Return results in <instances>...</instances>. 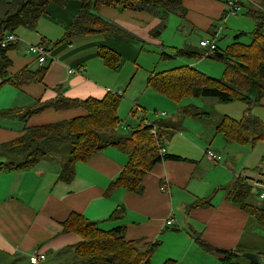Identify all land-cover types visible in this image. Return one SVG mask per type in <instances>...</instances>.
Instances as JSON below:
<instances>
[{
	"label": "crops",
	"instance_id": "crops-1",
	"mask_svg": "<svg viewBox=\"0 0 264 264\" xmlns=\"http://www.w3.org/2000/svg\"><path fill=\"white\" fill-rule=\"evenodd\" d=\"M260 1H241L234 13H245L246 6H258ZM228 2L183 0L187 26L191 31L197 29L213 37L221 29L219 22L225 9L224 22L229 15H235L229 12ZM80 7L81 3L77 0H71L64 6L50 4L36 27H19L15 31L18 41L8 53L12 61L8 77L24 66L34 71L48 65L41 82L16 86L0 78V264H29V255L34 251L45 254L41 264H65L64 259L67 264H83L74 262V253L69 250L82 241L79 235L65 230L64 221L71 213L97 222L103 230L123 226L126 239L138 244L156 243L150 264H163L167 260L174 261L173 264H225L223 254L205 251L195 238L199 236L221 250L233 251L239 246L247 249L248 245L242 243L245 233H255L260 228L227 198L238 180L236 173L232 172L233 167L221 166L208 159L206 151L209 149L203 154L199 146V152L196 151L193 140L187 137V126L182 122L189 115L187 109L205 112L207 116L189 115L209 121V129L197 131L195 137H202L206 143L220 137L219 145L226 149L233 142H227L217 134L216 127L227 115L220 114L215 120L202 107L188 104L181 107L176 117L153 120L166 127L165 131L161 130L163 145L168 143L166 154L180 158L155 164L143 177L139 193L124 188L109 190L129 162L128 156L115 146L105 147L84 160L73 161V178L69 182L60 179L70 154V149L63 145H58L52 154L40 157L31 165L19 166L31 159L28 156L32 150L30 143L18 142L28 128L74 118L83 113L79 107L60 110L43 107L25 117L29 110L60 96L75 100L90 97L100 100L108 93H117L139 105L140 96L128 95L137 84L133 85V79L124 83L125 74L121 72L128 61L135 62L136 52L143 49L145 39L149 38L146 28L150 23L157 24L158 17L103 7L100 13L118 23L124 33L113 36L93 33L62 42ZM155 36H158L156 32ZM236 36L235 39H239ZM204 39L207 38L202 37L200 41ZM40 43L47 45L51 52V58L43 64H39L27 51L28 44ZM155 45L163 46L160 42ZM101 47L113 50L121 57V69L117 70L119 76L116 79L98 55ZM162 56L163 59H170L175 54L162 53ZM72 69L74 71L70 72ZM114 79L115 86L112 87ZM124 87L126 89H122ZM140 107L142 114L135 116L138 121L146 120L144 108ZM163 115L161 113L160 116ZM215 166H220L221 177L210 174L215 171L212 169ZM241 178L252 184L259 182L251 176L241 175ZM165 188H169V192ZM200 200H210V204L198 205ZM121 204L125 210L113 218ZM167 219H172V224H165Z\"/></svg>",
	"mask_w": 264,
	"mask_h": 264
},
{
	"label": "trees",
	"instance_id": "trees-1",
	"mask_svg": "<svg viewBox=\"0 0 264 264\" xmlns=\"http://www.w3.org/2000/svg\"><path fill=\"white\" fill-rule=\"evenodd\" d=\"M69 1L71 0H0V10H2L0 22L7 18L2 23V28L5 31L0 37L5 34L16 36L15 31L19 27L33 29L50 4L64 6ZM77 1L81 3V7L62 42H69L74 37L93 33L107 36L124 33V29L118 23L100 13V9L103 7L119 11L144 12L159 17L161 21H165L169 14L176 15L181 19L185 18L183 0ZM258 6L260 8L253 5L246 6L245 13L254 22L255 27L254 31L249 34L250 42L241 50H234L236 45H240L237 42L226 51L221 50L217 44L216 50L210 54H206L202 47H200L201 52L177 50L180 54H188L192 57L205 55L221 61L225 66L222 79L211 78L194 67L182 66L157 74L152 73L147 80V87L155 89L174 101L192 96L214 98L224 103L233 101L243 103L246 110L241 119L235 120L225 116L216 127V133L227 142L254 145L264 140L263 122L250 113V110L264 99V3ZM224 13L221 16L222 20L225 19ZM240 35L244 34L241 33L236 38H239ZM17 41L6 48H0V78L16 86H22L28 82H41L48 65H42L34 71L28 66H24L16 74L8 77V69L12 64L8 53L15 48ZM31 45L33 44L27 45V51ZM40 45H43L48 52L46 60L50 59L51 52L47 45L42 43ZM28 53L31 54L29 51ZM98 55L110 70L116 71L119 68L121 57L118 53L101 47L98 50ZM36 61L39 64L46 62L40 63L38 58ZM73 71V69L70 70V72ZM121 98L117 93H108L100 100L91 97L85 100H75L60 96L54 101L51 100L38 108L29 110L25 117L43 107H54L57 110L79 107L83 113L74 118L28 128L27 133L18 142L28 141L26 143H30L32 150L28 156L31 159L19 166L31 165L40 157L52 154L58 145L68 143L70 146L69 161L63 167L60 179L69 182L73 178L71 169L73 161L84 160L105 147L115 146L128 156L129 162L123 172L112 182L109 190L124 188L135 193L141 192L142 179L155 164L162 160H177L180 157L166 153L163 156L159 154L158 143H162L163 140L161 130L165 131L166 127H162L158 122L153 123L159 127L157 136L149 132L151 126L147 125L144 119H140L136 125L131 127L123 124L128 132L115 136V131L121 127L118 116ZM136 104L138 105L137 102ZM187 114L198 117H202V114L207 116L205 112L195 109H187ZM236 177L238 180L235 189L228 193L227 198L243 210L249 219L257 224L256 226L260 228L259 232H261L264 230V199L260 198V193L264 190V180L252 184L250 181L242 179L240 175ZM254 187L258 189L259 203L249 202ZM209 204L210 200H200L198 205ZM123 209L124 206L121 204L113 218L122 214ZM64 224L65 230L79 235L82 239L81 242L69 248L74 253L75 258L72 259L74 262L78 261L83 264H150L156 243L141 245V243L127 240L123 226L103 230L97 222L88 220L78 213H71ZM195 240L205 251L223 254L225 264H243L235 257L248 249L239 246L233 251L221 250L201 240L199 236ZM251 252L259 255V264H264V252L254 250ZM64 263L67 264L66 259H64ZM173 263L174 261L167 260L163 264ZM247 264L254 263L248 262Z\"/></svg>",
	"mask_w": 264,
	"mask_h": 264
},
{
	"label": "rangeland",
	"instance_id": "rangeland-1",
	"mask_svg": "<svg viewBox=\"0 0 264 264\" xmlns=\"http://www.w3.org/2000/svg\"><path fill=\"white\" fill-rule=\"evenodd\" d=\"M260 3H264V0H261ZM158 19L159 21L157 24L150 23L146 28L145 33L149 36V38L145 39L146 43H143V49L136 52L135 62L132 60L130 62L128 61L121 72L122 74H125L123 77L124 83L133 79V85L137 84V86L134 87V90H131L128 95L130 97H133L134 94L136 97L140 96L139 105L144 108V113L147 116L144 121L153 123V120L157 118L176 117L178 112H180L181 107L188 104L202 107L207 110L210 114L209 116L215 120L220 114L227 115L235 120L241 119L246 106L238 101L224 103L219 100H215L214 98L192 96L185 97L180 101H174L165 97L153 88L148 87L147 91L145 88L147 86V79L152 73L157 74L174 68H179L184 65H187V67H194L211 78L222 79L224 77L225 66L221 61L206 57L205 55L201 57H192L188 54L181 55L178 54L176 48L185 51L187 48V51L191 50L193 52H201L199 42L202 37H206L208 40H211L209 38H214L218 46H220L223 51L233 47L235 42L240 45H236L234 50H241V48L248 45L251 40L249 33L254 31V22L244 13V11L239 14L229 15L225 22L224 19L219 22V26H221L219 32L216 31L214 36L210 37L209 35L206 36L205 33L197 29H192L191 31L187 26V20L185 18L181 19L178 18V16L169 14L165 21H161L159 17ZM185 27H187V29H185ZM157 31H160V34L154 37V34ZM241 32L246 34L239 37V39H235V36ZM156 42L162 43V48L156 46ZM162 53L175 54V56L170 59H163ZM109 72L115 76V79L119 76L117 74L118 71ZM115 79L113 80L112 87L115 86ZM139 83L142 84L139 85ZM122 89L126 88L124 87ZM130 102L131 101L127 100L125 97L122 98L118 108V116L120 118L121 127L115 131V136L124 135L128 132V130L123 128V124L130 125L131 127L138 123L137 121L139 118L135 115L139 113H136L134 116H129V110L131 107L129 106ZM132 103L133 102H131V104ZM155 110L158 111V113H156ZM161 113H164L162 117L160 116ZM250 113L258 117L264 124V99L257 106H254L250 110ZM202 116H204V114H202ZM208 122L209 121H202L189 115H187V118L182 122V125L187 126V137L191 141L193 140L192 142L194 143L196 151L199 152L200 146L202 153L207 149L218 153L221 155L222 160H224V162L221 160L219 165L233 167V169H231L232 172L236 173V176L241 174L243 176H251L256 180H264V140H261L254 145L231 143L230 147L224 149L219 145L220 137H217L214 142L208 143H206L202 137H195V133L197 131L203 132L204 130L209 129V126H207ZM20 144L23 143L20 142ZM167 144H165V146ZM170 144L168 145V149H170ZM63 146H66V149H70L68 143L65 145L63 144ZM227 155L229 156L228 158H226ZM212 169L215 171L210 174H214L219 177L223 175L220 166L212 167ZM259 201L258 189L254 187L251 197L249 198V202L259 203ZM242 243L244 245H248L249 249L257 252H264V230L261 232L256 231L255 233H245ZM243 253L244 252L239 253L237 260L241 261L243 264H247L250 261L243 257Z\"/></svg>",
	"mask_w": 264,
	"mask_h": 264
},
{
	"label": "built area",
	"instance_id": "built-area-1",
	"mask_svg": "<svg viewBox=\"0 0 264 264\" xmlns=\"http://www.w3.org/2000/svg\"><path fill=\"white\" fill-rule=\"evenodd\" d=\"M241 1H247V0H229L228 4H227V8L229 9L230 13H234L236 12V10L239 9V5ZM249 1V0H248ZM253 2V1H252ZM219 29V27H218ZM17 41V37L13 34H5L4 36L0 37V48H6L8 47L10 44H12L13 42ZM200 47H202L206 54H210L211 52H213L214 50H216L217 48V44L216 41L214 39L208 40V39H204L201 40L199 42ZM28 51L35 55L34 57L37 59L40 63H43L46 61L47 56H48V52L45 50V47L43 45H31L28 48ZM136 113L142 114V108L136 104V102H133L131 104V110L129 112V116H134ZM145 123L147 125H150V130L149 132L154 135L157 136L159 131V127L156 124L153 123H148L147 121H145ZM123 128H126L125 126ZM159 154L161 156H163L166 153V148L165 146L159 142ZM206 156L208 159L210 160H214L215 162L219 163L222 160L221 155H218L216 153H214L211 150H207L206 151ZM164 188V187H163ZM165 190L169 192V188H165ZM260 198L264 199V190L261 191L260 193ZM165 224L170 225L172 224V219H167ZM45 260V254L40 252V251H34L31 255H29V264H41V261Z\"/></svg>",
	"mask_w": 264,
	"mask_h": 264
},
{
	"label": "water",
	"instance_id": "water-1",
	"mask_svg": "<svg viewBox=\"0 0 264 264\" xmlns=\"http://www.w3.org/2000/svg\"><path fill=\"white\" fill-rule=\"evenodd\" d=\"M6 19H7V18H6ZM6 19L0 22V35L5 31V30L2 28V23H3L4 21H6ZM156 34L159 35V34H160V31H157ZM175 229H176V228H172V230H175ZM243 257H245L247 260H249L250 262H252V263H254V264H259V262H260V257H259V255L255 254V253H253V252H244V253H243Z\"/></svg>",
	"mask_w": 264,
	"mask_h": 264
}]
</instances>
